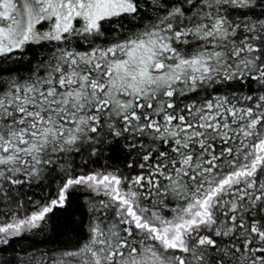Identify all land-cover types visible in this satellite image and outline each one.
<instances>
[{
	"label": "snow or ice",
	"instance_id": "obj_1",
	"mask_svg": "<svg viewBox=\"0 0 264 264\" xmlns=\"http://www.w3.org/2000/svg\"><path fill=\"white\" fill-rule=\"evenodd\" d=\"M0 264H264V0H0Z\"/></svg>",
	"mask_w": 264,
	"mask_h": 264
},
{
	"label": "trees",
	"instance_id": "obj_2",
	"mask_svg": "<svg viewBox=\"0 0 264 264\" xmlns=\"http://www.w3.org/2000/svg\"><path fill=\"white\" fill-rule=\"evenodd\" d=\"M35 192L34 199H39L41 196L48 195L51 193V188H36L33 190ZM84 203L81 198H76L73 200L69 213H74L72 217L75 221L79 222L83 219L81 211L78 209V204ZM79 230V224L72 225L68 222L67 215L63 211H58L50 220L49 225L45 232L39 234H30L31 238L24 243L37 244L41 248L52 247L59 245L63 241H68L72 238L75 233L73 228Z\"/></svg>",
	"mask_w": 264,
	"mask_h": 264
}]
</instances>
